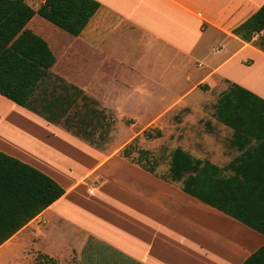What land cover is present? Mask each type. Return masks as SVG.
<instances>
[{
  "label": "crops",
  "instance_id": "obj_1",
  "mask_svg": "<svg viewBox=\"0 0 264 264\" xmlns=\"http://www.w3.org/2000/svg\"><path fill=\"white\" fill-rule=\"evenodd\" d=\"M97 1L79 35L38 13L29 21L56 57L35 93L41 112L0 93V151L65 189L0 245V264H243L264 233L186 192L170 166L180 147L264 186V113L235 129L209 112L211 98L192 97L236 83L264 99V32L234 33L264 0ZM52 104L72 106L58 121L42 109ZM66 117L113 144L101 148L91 126L85 137Z\"/></svg>",
  "mask_w": 264,
  "mask_h": 264
},
{
  "label": "trees",
  "instance_id": "obj_2",
  "mask_svg": "<svg viewBox=\"0 0 264 264\" xmlns=\"http://www.w3.org/2000/svg\"><path fill=\"white\" fill-rule=\"evenodd\" d=\"M99 6L97 0H44L34 9L25 0H0V93L41 112L35 93L56 57L49 43L27 27L29 21L38 13L63 30L79 35ZM262 31L264 5L234 29L235 34L248 41ZM259 43L264 48V33ZM71 106L61 109L52 104L42 109L48 118L58 117L59 121ZM86 112L94 115L91 109ZM257 113H264V99L236 83H230L221 94L215 110L220 121L235 129L244 115ZM63 123L69 129L77 127L76 132L85 137L91 135L90 121L66 117ZM98 124L106 134L109 132L108 123ZM170 178L183 179L186 192L264 233V186L253 185L251 175L238 170L222 174L215 164L195 158L179 147L172 154ZM64 193V187L48 174L0 151V245ZM255 199L260 201L254 202ZM253 204L260 205L259 213L252 212ZM243 264H264V245Z\"/></svg>",
  "mask_w": 264,
  "mask_h": 264
},
{
  "label": "rangeland",
  "instance_id": "obj_3",
  "mask_svg": "<svg viewBox=\"0 0 264 264\" xmlns=\"http://www.w3.org/2000/svg\"><path fill=\"white\" fill-rule=\"evenodd\" d=\"M40 4L41 3H39V1L38 2H36V4H34V5H32L35 9H37L39 6H40ZM208 86H206V92L204 93L202 90H200V89H198L193 95H192V97H197V98H199V97H201V98H211V100H210V102L211 101H213L212 102V104H210V105H207V109L209 110V112L210 113H213V110L214 109H216V100L218 99V97L220 96V93L218 92V91H216V90H211V89H209V88H207ZM74 110L75 109H72L71 110V113H73L74 112ZM214 113H215V111H214ZM150 123H143V126L144 127H146V126H148ZM144 127H142V128H144ZM113 128V127H112ZM75 129H76V127H75ZM91 130H93V135H92V138L94 139V141H97V143L101 146V148H103L104 147V144L105 143H107V142H109V143H112L113 144V142H114V139H113V137H110L108 140H102V139H99L98 138V133H99V131H100V129L101 128H97V127H94L93 126V128H92V126H91V128H90ZM208 129V128H207ZM90 130V131H91ZM119 130H120V133H124V134H126V133H128V131H124V129H123V127H121L120 126V128H119ZM148 131L150 132V133H153L155 136H156V134H157V129L156 128H154V127H149V129H148ZM122 133V134H123ZM138 138L134 141V144H136V145H139L138 144ZM164 145V144H163ZM170 145V144H169ZM149 156V155H148ZM151 156V155H150ZM149 156V157H150ZM152 156H154L155 157V155H152ZM158 158L157 159H161L162 160V158L161 157H159V156H157ZM152 160V159H151ZM153 161V160H152ZM164 164H167V161H165L164 160ZM150 163H151V161H150Z\"/></svg>",
  "mask_w": 264,
  "mask_h": 264
},
{
  "label": "built area",
  "instance_id": "obj_4",
  "mask_svg": "<svg viewBox=\"0 0 264 264\" xmlns=\"http://www.w3.org/2000/svg\"><path fill=\"white\" fill-rule=\"evenodd\" d=\"M32 1V0H31ZM34 1V0H33ZM37 1H40V0H37ZM92 192V190H90Z\"/></svg>",
  "mask_w": 264,
  "mask_h": 264
}]
</instances>
